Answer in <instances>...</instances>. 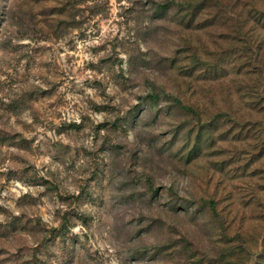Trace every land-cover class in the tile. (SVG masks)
<instances>
[{
    "label": "rangeland",
    "instance_id": "rangeland-1",
    "mask_svg": "<svg viewBox=\"0 0 264 264\" xmlns=\"http://www.w3.org/2000/svg\"><path fill=\"white\" fill-rule=\"evenodd\" d=\"M166 1L0 0V264H264V0Z\"/></svg>",
    "mask_w": 264,
    "mask_h": 264
},
{
    "label": "trees",
    "instance_id": "trees-1",
    "mask_svg": "<svg viewBox=\"0 0 264 264\" xmlns=\"http://www.w3.org/2000/svg\"><path fill=\"white\" fill-rule=\"evenodd\" d=\"M184 1L183 0H171V1H166L163 3L158 4V6L155 9V15H158L159 17L162 15L160 13H167L168 11H173V14H178L180 12V9H184L185 5H184ZM183 23H177L179 28H183L185 30H189V28H186V26L182 25ZM179 28H177L179 30ZM180 101V100H179ZM180 103L182 105H184L181 101ZM185 107L189 108L191 106L188 105H184Z\"/></svg>",
    "mask_w": 264,
    "mask_h": 264
}]
</instances>
